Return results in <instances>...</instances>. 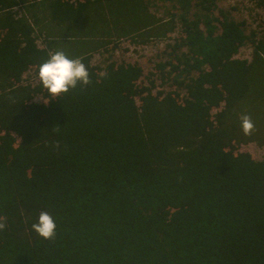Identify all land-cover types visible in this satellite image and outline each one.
Masks as SVG:
<instances>
[{"label": "trees", "instance_id": "16d2710c", "mask_svg": "<svg viewBox=\"0 0 264 264\" xmlns=\"http://www.w3.org/2000/svg\"><path fill=\"white\" fill-rule=\"evenodd\" d=\"M175 2L188 51L171 45L156 62L174 89L152 93L153 81L136 83L138 62L98 74L79 53L84 40L71 39L88 29L94 6L116 37L140 18L146 33L170 31L143 14L145 1L0 0V264H264V160L224 149L264 144V25L256 39L230 11L215 15V0H195L204 14L186 22L191 0ZM18 4L23 19L14 16ZM125 4L133 13L116 16ZM246 41L250 60L235 55ZM57 50L80 57L89 83L34 102L47 90L22 76ZM245 113L250 136L240 127ZM41 211L56 223L52 240L31 228Z\"/></svg>", "mask_w": 264, "mask_h": 264}, {"label": "rangeland", "instance_id": "374dc122", "mask_svg": "<svg viewBox=\"0 0 264 264\" xmlns=\"http://www.w3.org/2000/svg\"><path fill=\"white\" fill-rule=\"evenodd\" d=\"M75 1L76 0H72L73 3H75ZM143 1L147 3V8L145 10L143 9V14H151L154 18L159 19L158 22L168 21L166 27L170 25V31H167L165 34H161L159 37L146 33L150 32V30L140 29L139 26H143L145 23V20L143 18H140L139 22H137L136 25H134L132 22L127 24V27L125 29L129 30L128 33L116 37L113 33V30L109 29L110 25L106 26L103 23L104 14L101 11L102 8L99 6H94L92 10L86 12V18L84 20V24L86 26L82 27V29H88L81 34L72 36L71 39L84 40L79 47V53L82 54V58L87 59L88 63L92 67H103L106 64L111 63L112 59L117 60L118 62H138V64L143 67V73L141 77L136 81L137 84L150 86V81H153V87L151 86L152 93H156L159 90H171L174 89V87L172 88L173 85L171 83V80L169 78H166L165 76H161L158 71H155L156 68L154 65L156 64V62L166 60L168 57V52H170V54L172 55V51L170 50L174 48H172L171 45H177L175 50V52L177 53L188 51V45H181L186 39L187 35V32L185 31V24L179 18V15L182 12V6L177 2L173 3V0ZM22 4L15 6V17L22 18ZM37 4H39V2ZM214 4L215 5L213 8V13L215 15L218 16V10L220 9L228 10L236 20H240L243 22V28L246 33L252 31L255 32L256 39L261 36L260 33H262L264 25V8L256 6L253 0H215ZM132 13L133 12L128 4H125V6H122L121 8V13H116V16H122L123 14L126 17H130ZM203 14L204 11L200 10L195 5V0H191L190 6L187 9L185 21L190 22L195 17H201ZM27 21L29 22L30 19L27 18ZM212 22L216 25L215 32H219L221 27L217 19L213 20ZM118 25L120 27L123 26V21L118 22L116 27L119 29ZM197 27L205 31V27L201 22L198 23ZM33 30H35V28ZM36 41L39 47H43L44 36L41 35ZM97 44H102V47L92 49V47ZM252 51L253 46L251 42L246 41L244 45L239 47L235 55L242 59L250 60L252 57ZM75 58L80 59V57L77 56ZM104 70L105 68H102L101 71L95 72L101 74ZM35 72L36 68L30 66L29 69L23 74L22 82L25 84L26 78L31 76V84H36L37 80ZM170 75L171 74H169V76ZM37 78H39L38 74ZM47 93L50 94L48 90L46 92V95H44L43 93L36 94L35 96H33L32 101L41 103L47 102ZM135 101L137 105L140 104V98L138 96L135 98ZM178 102L182 101L179 99ZM222 104L223 102H221L220 105L211 108V117H213L215 111L219 110V108L222 107ZM0 131L3 132V130L1 129ZM13 137L15 139H18V134H13ZM227 150L232 154L237 153L238 151H245L250 153V156L254 160H264V144L257 145L253 141L242 142V144L239 143V145L233 143V147Z\"/></svg>", "mask_w": 264, "mask_h": 264}, {"label": "clouds", "instance_id": "9594fccd", "mask_svg": "<svg viewBox=\"0 0 264 264\" xmlns=\"http://www.w3.org/2000/svg\"><path fill=\"white\" fill-rule=\"evenodd\" d=\"M30 25L32 26L33 29L35 28V30H33V33L37 35L36 37L37 40L40 37L39 33L37 32L38 26L36 29V24L30 22ZM122 62H124L125 64L135 63L129 61L118 62L117 60L114 59L111 60V63H115V64H121ZM89 66L91 65L89 64ZM105 66L103 67L100 66L98 68H95V71H101V69L105 68ZM37 74L39 78H37ZM37 74H36V80L38 81L40 79L43 87L46 88L52 96H57L61 93L67 92L69 91V89L77 87L78 83L80 85H86L89 83V73L83 62H81V60L78 58L73 59L67 57L65 53L60 50H57L49 55V58L43 64L40 65ZM173 87L174 85L172 86V88ZM210 119L214 121V116L211 117ZM239 120L243 135L245 136L252 135L255 129V124L251 116L246 113L241 114ZM11 134L13 135L17 133L11 132ZM224 149L227 150L228 148L226 149V147H224ZM5 228H6L5 217L0 216V231H3ZM31 228L35 231V233H37L40 237H42L45 240H52L56 236V223L53 220L52 216L46 211H41L39 213L37 222L33 223L31 225Z\"/></svg>", "mask_w": 264, "mask_h": 264}, {"label": "bare ground", "instance_id": "6f19581e", "mask_svg": "<svg viewBox=\"0 0 264 264\" xmlns=\"http://www.w3.org/2000/svg\"><path fill=\"white\" fill-rule=\"evenodd\" d=\"M103 38H105V37H103Z\"/></svg>", "mask_w": 264, "mask_h": 264}, {"label": "crops", "instance_id": "0c3cea01", "mask_svg": "<svg viewBox=\"0 0 264 264\" xmlns=\"http://www.w3.org/2000/svg\"><path fill=\"white\" fill-rule=\"evenodd\" d=\"M36 27H37V25H36Z\"/></svg>", "mask_w": 264, "mask_h": 264}]
</instances>
